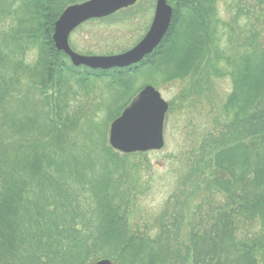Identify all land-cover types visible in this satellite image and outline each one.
I'll return each instance as SVG.
<instances>
[{
	"label": "trees",
	"instance_id": "trees-1",
	"mask_svg": "<svg viewBox=\"0 0 264 264\" xmlns=\"http://www.w3.org/2000/svg\"><path fill=\"white\" fill-rule=\"evenodd\" d=\"M85 1L32 0L26 12L34 26L21 31L28 43L38 47L40 60L34 68L15 56L9 60L13 70L0 68L9 71L0 73V264H94L107 258L114 264H264V50L256 44L257 33L247 43L239 35L244 42L237 45L240 51L231 62L217 47L222 0H168L173 8L170 28L158 48L137 67L75 68L54 46V24L68 6ZM257 9L264 18V6ZM117 14L92 21H106ZM218 57L232 66L226 68L232 91L222 107L219 134L204 142L212 150L203 149L196 169L198 179L205 180L208 167L206 189L222 199L198 223L189 220L188 242L180 237L187 220L182 210L161 224L159 234L130 228L128 202L118 196L120 182L114 183V171L109 170L110 164L119 168L122 162L111 148L105 149L108 164L98 180L89 181L93 197L84 202L83 210L55 158L53 145L57 150L61 146L48 141L39 147L33 138L39 118L40 133L50 137L66 134L62 127L69 129L60 103H50L61 95L53 91L61 90L66 77L81 84L107 79L117 86L120 79L142 68L165 72L169 81L183 79L196 76L204 63ZM24 76L32 86L23 83ZM31 87L44 97L49 110L33 112L28 104ZM139 92L126 98L117 91L118 104L112 107L110 120L118 118ZM111 186L116 192L107 191ZM246 224L258 226L261 233L240 239Z\"/></svg>",
	"mask_w": 264,
	"mask_h": 264
},
{
	"label": "rangeland",
	"instance_id": "rangeland-1",
	"mask_svg": "<svg viewBox=\"0 0 264 264\" xmlns=\"http://www.w3.org/2000/svg\"><path fill=\"white\" fill-rule=\"evenodd\" d=\"M31 1L0 0V53L4 54L3 60L0 59V68L13 70L9 60H15V56L17 61L22 59L25 65L34 68L40 60L38 47L28 43L21 31L34 26L26 12ZM257 5L264 6V0H222L218 3L221 24L217 47L231 62L240 51L237 52V45L244 40L247 43L255 33L258 48L264 50V18L257 15ZM155 7L156 0H139L135 6L119 12L112 19L87 22L71 34L70 47L85 56H110L126 52L148 32ZM239 35L244 40H239ZM226 68L232 66L228 67L224 59L211 58L208 64L201 66L196 76L170 81L165 72L142 68L120 79L117 86L107 79H90L81 84L66 77L61 90L53 91L56 96L61 92L57 97L59 101L50 99L52 105L60 103L62 119H68L64 122L69 127L68 131L62 127L66 133L63 135L65 139L62 133L58 138L40 133V118L32 128L33 138L40 143L39 147L48 141L61 146L57 150L53 145L55 158L59 159L61 174L67 178V188L80 199L84 210V202L93 197L89 181L98 180L100 172L108 164L105 149L111 148L109 131L115 119L110 120V111L118 104L115 103L118 102L115 100L117 91L128 98L146 86L155 88L169 105L164 124L165 147L160 151L136 153L128 157L111 148L119 153L118 158L122 163L119 168L110 164L109 170L114 171V183L120 182L118 196L123 197L122 202H128V223L132 230L159 234L161 224L172 221V216L182 210L187 220L180 237L182 242H188L190 221H201L208 213L215 211L222 199L217 195L212 196L206 189L204 182L208 179V167L204 170L205 180H199L197 172L200 171L196 167L203 149H206V153L212 150V147L205 146V140L217 137L220 132L218 121L222 119V107L232 91V79L227 75ZM1 72L9 74V71ZM22 81L28 87L32 86L28 76H24ZM30 89L28 104L33 107V112L49 110L44 97L33 87ZM48 90L51 92L50 88ZM111 188L107 190L109 193L116 192ZM241 228L240 239L246 236L253 238L261 233L260 228L253 224Z\"/></svg>",
	"mask_w": 264,
	"mask_h": 264
},
{
	"label": "water",
	"instance_id": "water-1",
	"mask_svg": "<svg viewBox=\"0 0 264 264\" xmlns=\"http://www.w3.org/2000/svg\"><path fill=\"white\" fill-rule=\"evenodd\" d=\"M139 0H88L68 6L54 24L53 42L75 68L110 71L137 67L161 44L173 17L168 0H156L150 28L142 40L130 50L110 56H85L72 50L71 34L91 20L105 19L129 9ZM169 105L152 86L144 87L130 105L115 119L109 131V146L123 155L160 151L165 147L164 124ZM94 264H114L100 259Z\"/></svg>",
	"mask_w": 264,
	"mask_h": 264
}]
</instances>
